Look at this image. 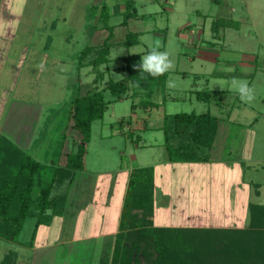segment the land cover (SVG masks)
<instances>
[{
    "label": "rangeland",
    "instance_id": "1",
    "mask_svg": "<svg viewBox=\"0 0 264 264\" xmlns=\"http://www.w3.org/2000/svg\"><path fill=\"white\" fill-rule=\"evenodd\" d=\"M103 1L0 0V63L10 73L18 67L13 80L8 75L2 78L1 87L8 92L0 89V106L8 102L17 107L28 100L40 105L33 147L46 151L38 154L43 163L49 164L51 155L58 163L62 146L71 139L74 149L80 138L68 124L69 100L76 91L94 86L95 73L88 65L77 67V54L108 35L104 19L98 21ZM105 2L113 36L109 60L98 67L104 72L99 87L126 76L115 70L124 55L143 56L157 43L160 51L169 52L174 70L167 72L164 87H154L149 100L157 106L146 110L138 104L148 98L143 92L109 103L103 117L92 122L86 171L77 174L70 195L72 213L39 226L34 249L22 244L28 243L34 225L33 218L26 219L20 242L0 239V262L8 252L14 253L13 264L108 262L113 236L92 237L90 242L72 238L77 221L86 220L88 229L95 226L93 212L103 213L102 218L109 213L110 223L121 195L115 184L135 166H154L157 225L185 223L186 215L178 219L176 215L185 211L194 227L240 228L248 223L250 202L264 203V0H135L138 14L125 25L120 24L123 0ZM221 17L237 20L238 26L221 27L214 37L212 22ZM130 31L139 32L140 42L127 47L121 43ZM233 78L247 80L254 88L251 103L241 102L231 87ZM193 90L222 91V97L205 102L197 100ZM132 102L138 104L134 110ZM207 110L222 123L212 161H165L164 133L159 128L163 115ZM129 115L131 122H119ZM93 200L94 211L87 208H92ZM168 208L174 213L171 221Z\"/></svg>",
    "mask_w": 264,
    "mask_h": 264
},
{
    "label": "trees",
    "instance_id": "2",
    "mask_svg": "<svg viewBox=\"0 0 264 264\" xmlns=\"http://www.w3.org/2000/svg\"><path fill=\"white\" fill-rule=\"evenodd\" d=\"M123 5L121 25L138 14L135 0H123ZM99 8L98 21L104 19L103 28L108 35L99 45H85L77 54V67L88 65L95 73L94 86L84 92L76 91L69 100L68 124L80 138L66 154L65 163L61 165L50 159L49 164L43 163L0 136V239L20 242L24 222L34 218L31 237L28 243H22L32 246L39 226L49 225L54 217L72 211L70 185L77 182V174L84 167L92 122L103 117L110 102L143 92L148 98L138 104L146 110L158 105L149 98L154 87H164L167 72L156 78L139 72L141 54L124 55L123 64L115 70L125 71L126 76L106 80L105 85L98 86L104 78L98 67L109 60V40L113 36V27L107 24L106 17L110 15L107 2L104 0ZM229 26L237 27L238 21L223 17L213 20L214 37L219 28ZM139 36V32H127L121 44L136 45ZM193 92L197 100L205 102L215 96L220 101L222 97V91ZM138 104L132 102V110ZM130 120L131 115L119 122ZM147 127L146 124L143 129ZM159 128L164 133L162 146L169 162H201L212 161L222 123L210 110L176 112L165 113ZM252 185L260 186L256 182ZM155 199L154 166L131 168L110 258L101 264H264V203L250 202L248 223L240 228L164 226L155 225L152 220ZM13 260L14 253L8 252L0 264H13Z\"/></svg>",
    "mask_w": 264,
    "mask_h": 264
},
{
    "label": "crops",
    "instance_id": "3",
    "mask_svg": "<svg viewBox=\"0 0 264 264\" xmlns=\"http://www.w3.org/2000/svg\"><path fill=\"white\" fill-rule=\"evenodd\" d=\"M119 4V3H118ZM117 4V5H118ZM118 10L120 9V5H118ZM121 11V10H119ZM3 63H0V89L4 90V92H8L7 90H5L6 88H2L1 87V81L2 78L6 75H8V77L10 76V79L13 80V78L17 77L18 75L15 74L16 70L18 67H14L13 66V73H10L8 70H6V67H4ZM6 87V86H4ZM8 101V100H7ZM8 102L4 103L2 102L1 104H3V106H0V136H5L8 140H10V142H12L13 144H15L16 146H18L19 148H22L23 150H25L26 152L30 153L32 156H34L35 158L39 159L38 154L41 153V155H46L45 152L46 151H40L39 149H35L33 147V143L35 142L37 136L34 137V135L36 134V128L37 126L39 127L40 124V118H41V114H40V105L35 103L34 101H27L26 103H23L20 106L17 107H12L9 106V104L7 105ZM20 114V116H18ZM145 118V117H144ZM37 122V123H36ZM131 122V120H130ZM68 144H69V148H68ZM74 146V141L70 139V141L67 143V145H63L62 146V151H61V156H60V160H59V164L63 165L66 161V154L73 149ZM162 146V143H161ZM54 155V154H53ZM52 156V155H51ZM50 156V160L52 161L54 158ZM85 159V156H84ZM166 159V158H165ZM220 160V159H219ZM165 161H168L167 159ZM216 162H223V161H216ZM171 163V162H170ZM168 163V164H170ZM172 164V163H171ZM128 169L127 171H125V174L127 173V176L125 177V180L121 181L120 184L116 182L115 187H117V189H121V195L120 199L118 197L117 201V206H116V211H114L112 218L110 223H108L107 218L110 217L109 213L106 214V216L104 215L103 217V213H99V212H93L91 214V219L93 220L95 226H90V228H86V226H88L85 222L86 220L77 221V224L79 226V228L75 229V236H73L72 239H76L77 241H83L86 240L90 242V239L93 238H97V237H101V236H113L114 233L117 231L118 228V220H119V215H120V210H121V205H122V201H123V196H124V192H125V188H126V184H127V179H128V173H129ZM86 171L85 168V160H84V167L82 169V171H80V174H83V172ZM73 189V185H70V195H72V190ZM74 196V195H73ZM72 197H70V207H72ZM162 201V200H160ZM92 208L87 207L88 209H91L92 211H94V208L96 207L97 203H95V201L93 200L91 202ZM78 205V204H75ZM168 212V220L171 221L172 217H173V212L168 208L167 210ZM156 212V211H155ZM152 216V220L154 222L155 219V213ZM81 213H85V208L81 211ZM81 214V215H82ZM181 214H184L185 217V223H183L182 221L179 222V225L177 226H191L190 223V219L189 216L187 215V213L185 211L181 212V213H177V219L178 216H181ZM80 215V216H81ZM56 218V217H55ZM54 218V220H55ZM34 219V218H33ZM53 220V221H54ZM61 220V219H59ZM155 224V222H154ZM157 225V224H155ZM79 231V232H78ZM73 234V233H72ZM35 243V241H34ZM86 245V244H85ZM87 246V245H86ZM93 245H90V248L87 247L86 249H92ZM31 248H36V245H32Z\"/></svg>",
    "mask_w": 264,
    "mask_h": 264
},
{
    "label": "clouds",
    "instance_id": "4",
    "mask_svg": "<svg viewBox=\"0 0 264 264\" xmlns=\"http://www.w3.org/2000/svg\"><path fill=\"white\" fill-rule=\"evenodd\" d=\"M161 45L156 44L145 55L140 57V63L137 66L139 72L146 73L149 76L156 78L164 75L166 72L174 70V60L170 58L167 51H160ZM168 86L172 87L173 82L168 81ZM231 87L238 94L239 99L243 103H251L255 99V90L251 87L247 80L233 78Z\"/></svg>",
    "mask_w": 264,
    "mask_h": 264
}]
</instances>
